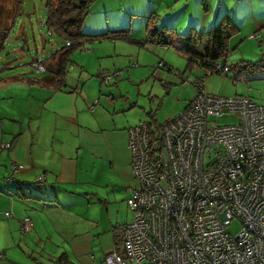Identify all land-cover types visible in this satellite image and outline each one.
<instances>
[{
  "label": "built area",
  "instance_id": "1",
  "mask_svg": "<svg viewBox=\"0 0 264 264\" xmlns=\"http://www.w3.org/2000/svg\"><path fill=\"white\" fill-rule=\"evenodd\" d=\"M33 65L45 71L42 62ZM229 69L212 65L224 75ZM194 84L187 107L160 124L159 145L148 122L127 128L131 219L122 253L110 252L107 264H264V105L209 93L203 78ZM226 115L233 120L221 122ZM29 225L24 216L22 229Z\"/></svg>",
  "mask_w": 264,
  "mask_h": 264
},
{
  "label": "crops",
  "instance_id": "2",
  "mask_svg": "<svg viewBox=\"0 0 264 264\" xmlns=\"http://www.w3.org/2000/svg\"><path fill=\"white\" fill-rule=\"evenodd\" d=\"M252 1L247 0L250 3L240 10L228 8L227 1L219 5L214 20L228 12L239 25L229 45L244 30L253 35L248 39L253 46L258 42L263 57L264 0H256L260 3L253 10ZM239 39L240 43L243 36ZM1 87L27 92L18 100L20 111L8 114L11 122L1 130L0 143H10L4 152L10 179L5 182L1 171L0 218L7 219L16 232L12 242L26 254L6 258L7 263L107 264L105 257L117 248L114 235L131 216L127 198L135 179L126 131L134 125L116 117L117 104L110 103L107 94L101 96L107 90L102 91L96 82L68 85L66 81L58 88L24 77ZM15 162L22 168L11 169L10 163ZM40 175L43 180L22 198L19 183L35 181ZM24 216L30 217L26 231L21 229Z\"/></svg>",
  "mask_w": 264,
  "mask_h": 264
},
{
  "label": "rangeland",
  "instance_id": "3",
  "mask_svg": "<svg viewBox=\"0 0 264 264\" xmlns=\"http://www.w3.org/2000/svg\"><path fill=\"white\" fill-rule=\"evenodd\" d=\"M46 1L0 0V35L7 28L9 32L0 49L1 85H9L21 77L41 75L33 61H42L63 43L62 38L49 33L45 23ZM227 1L228 8L233 10H240L250 3L247 0L237 3L236 0H92L83 26L96 31L129 26L130 34L138 40L146 37L147 23L149 26L166 23L184 33L191 24L196 29L209 28L216 21L214 16L219 5ZM252 2L250 8L253 10L260 2ZM241 34L239 37L243 36V40L239 43V37L232 39L229 54L223 61L230 67L227 75L213 71L204 76L210 68L197 62L188 65L186 52L178 50L172 43L163 46L148 41L145 46H139L136 42L116 37L93 40L74 49L66 81L68 85L96 82L102 91L107 90L101 96L107 94L110 103L117 104V118L123 122L128 119L132 125L150 122V140L156 146L160 144V124L184 110L195 95L194 82L199 77L204 76L205 89L209 93L227 97L249 96L264 105V59H260L258 42L255 43L257 46H253L248 41L252 36L244 30ZM248 62L251 63L247 66ZM44 64L47 65L48 60ZM107 74H112L108 81L104 79ZM26 93L15 88H0V139L3 138V125L11 122V115L8 114L20 111L18 100ZM109 107L113 111L111 104ZM233 118L226 115L221 122ZM6 151H0V173L5 172L7 179L4 180L8 182L10 176L4 165ZM10 165L12 169L13 164ZM236 228L237 223L229 227L230 231ZM14 233L7 219L0 218V264H6V258L26 257L21 248L12 242ZM15 238L18 240L19 235L16 234Z\"/></svg>",
  "mask_w": 264,
  "mask_h": 264
},
{
  "label": "trees",
  "instance_id": "4",
  "mask_svg": "<svg viewBox=\"0 0 264 264\" xmlns=\"http://www.w3.org/2000/svg\"><path fill=\"white\" fill-rule=\"evenodd\" d=\"M92 0H47L46 1V25L51 33L56 34L63 39V43L54 51L46 56L42 61L45 65V71L40 72L38 77H26L32 82L48 84L62 87L66 83L68 64L72 61L71 52L84 46L86 42L99 40L102 38H124L138 43L139 46H145V43L156 42L163 46L172 43L178 50H183L188 56V65L197 62L201 66H207L210 72H213L212 65L219 62L224 65L229 54V42L233 36L239 32V25L228 12H221L216 21L207 29H196L195 25H190L186 32H179L174 26L162 23L160 25L149 26L147 23V36L141 40L135 39L130 34V27L125 26L117 29L108 28L106 31H96L84 28V18L89 12ZM207 8V5L206 7ZM152 18V15H149ZM148 17V18H149ZM83 26V29H82ZM8 30V28H7ZM4 30L0 35V49L7 39L8 31ZM85 30V32L83 31ZM260 59H264V56ZM251 62H248L247 66ZM199 77V78H203ZM24 77L19 78L18 80ZM188 105V104H187ZM187 105L185 107H187ZM150 124V122H148ZM41 181H23L18 185L22 198L27 196L26 191ZM124 227V226H123ZM123 227L119 233H115V244L117 252L122 253ZM22 229V227H21ZM23 230V229H22ZM59 263H62L61 261ZM13 264V263H6ZM64 264V263H62Z\"/></svg>",
  "mask_w": 264,
  "mask_h": 264
}]
</instances>
